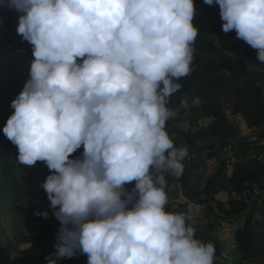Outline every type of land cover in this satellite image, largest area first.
I'll use <instances>...</instances> for the list:
<instances>
[{
  "label": "clouds",
  "instance_id": "1",
  "mask_svg": "<svg viewBox=\"0 0 264 264\" xmlns=\"http://www.w3.org/2000/svg\"><path fill=\"white\" fill-rule=\"evenodd\" d=\"M204 2L219 4L223 31L235 30L264 63V0ZM0 3L21 13L17 32L33 46L31 78L3 132L21 164L55 170L42 183L62 224L48 264L78 250L88 264H215L194 215L166 207V174L179 178L188 155L166 122L179 113L167 106L177 81L191 71L194 0ZM81 145L82 158H70Z\"/></svg>",
  "mask_w": 264,
  "mask_h": 264
},
{
  "label": "trees",
  "instance_id": "2",
  "mask_svg": "<svg viewBox=\"0 0 264 264\" xmlns=\"http://www.w3.org/2000/svg\"><path fill=\"white\" fill-rule=\"evenodd\" d=\"M195 15L193 24L198 27L191 71L177 82L181 88L174 93L170 102L181 112L175 117V123L166 130L177 147L187 146L188 155L184 159L183 174L177 178L166 174L167 187L182 185L186 201L175 200L166 206L168 210L188 212L189 205L203 206L204 215L219 221L222 218H237L243 226L237 230L240 241L237 246L239 258L236 264H244L264 249V195L261 203L254 201L250 205L244 200L229 198L228 206L216 196L228 190H240L246 183H258L264 190V166L253 159L238 162L231 171L223 162L217 172L211 176L204 187L192 185V171L187 169V158L194 151L198 155L206 153L209 159L216 157V149L237 137L238 130L228 116L222 111L223 96H234L231 114L241 116L248 128L264 124V70L256 59L257 49L252 48L244 40L238 39L235 30L223 31V24L212 22L211 11L220 16L218 3L208 5L204 0H194ZM204 11L208 20L200 15ZM21 15L16 9L0 3V77L6 80L7 96L0 100V169L6 172L13 182L24 186L27 206L25 214L30 222L37 223V234L23 232L14 235V243H0V264H48V257L55 253L61 222L47 214L48 199L42 183L55 170H50L46 162L37 161L33 167L15 162L12 150L16 147L4 134L3 128L8 118L14 113L12 101L23 90L31 72L26 71V61H34L33 51L15 33L9 31L5 24L18 21ZM200 15V20L198 19ZM209 25V26H208ZM182 99L187 100V107H181ZM199 99L200 105L195 101ZM201 116L212 118L210 126L197 132H182L177 126L188 122L192 127L198 126ZM201 145L197 147V144ZM83 145L70 154V158H82ZM190 165V164H189ZM194 182V180H193ZM135 181L126 185L131 190ZM177 198L179 194H176ZM59 208V206H57ZM40 212L41 215L36 213ZM21 244H32L29 249L21 250ZM49 246L38 254L37 249ZM55 258V257H53ZM216 263V262H215ZM56 264H88V255L79 250L72 257L58 258Z\"/></svg>",
  "mask_w": 264,
  "mask_h": 264
},
{
  "label": "rangeland",
  "instance_id": "3",
  "mask_svg": "<svg viewBox=\"0 0 264 264\" xmlns=\"http://www.w3.org/2000/svg\"><path fill=\"white\" fill-rule=\"evenodd\" d=\"M200 15H203V12H200ZM200 15L198 17L199 20ZM211 15L212 19L210 20H212V22L224 23L221 17L217 16V13L214 10L211 11ZM204 18L208 20L207 14H205ZM18 22L19 20L8 22L5 24V27L12 33L17 34L30 48V50L33 51V46L28 41L24 40L22 35L17 32ZM32 62L33 61L29 59L26 61V71H30ZM261 69L264 70V63L261 65ZM6 96V80L0 77V100L6 98ZM233 102L234 96L232 94L225 95L221 99V108L228 116L229 120L235 124L238 130L237 137L232 138V141L237 147L239 158H242V152H246L248 150V144L245 141L247 135L243 134V131L239 130L238 122H241V120L239 119L238 121L237 116H233L231 114ZM195 103L199 106L201 101L198 99ZM167 106L170 109H176L170 101ZM180 112L181 109L179 108V113ZM211 120L212 118L201 116L198 121V126L196 127H192L189 123L179 124L178 127L182 132H197L208 128ZM167 122V124L173 125L175 123V117L170 118ZM217 151L218 149H216V152ZM18 154V147L16 146L12 150V158L15 162H18L16 159ZM192 160H194V162L190 165L188 164L187 169L191 168L192 171V185L200 187H204L207 184L209 178L217 172L223 163L218 155L209 159L206 153H203L201 156L198 155ZM166 192L169 197V202H174L175 200H187L184 197V189L182 185L171 186ZM230 193L231 189L229 188L223 193L218 194L216 198L228 206V201L231 196ZM176 194H179L178 198ZM253 202H250L249 204L251 205ZM26 203L27 201L24 186L13 182L12 178L0 169V243L2 245L13 244V238L16 233L23 232L26 234H37L39 232L38 224L30 222V217L25 214L24 209L27 206ZM258 203L261 202L258 200ZM56 210H58V207L53 209L51 207V202L46 203V212L53 219H56V216L54 215ZM188 212L194 215V221L192 223L196 229V238L205 243L211 241L215 244V264H236L239 258L237 246L240 241V233L239 231L237 233V230L243 226V222H238L237 218H222V220L219 221L214 218H207L204 215L203 206L192 203L189 205ZM31 247L32 244H21L19 248L23 250ZM244 264H264V249L254 255L251 260L249 259L245 261Z\"/></svg>",
  "mask_w": 264,
  "mask_h": 264
},
{
  "label": "built area",
  "instance_id": "4",
  "mask_svg": "<svg viewBox=\"0 0 264 264\" xmlns=\"http://www.w3.org/2000/svg\"><path fill=\"white\" fill-rule=\"evenodd\" d=\"M203 16L205 17L204 11ZM82 59V58H81ZM246 143L248 144V150L246 152H242L241 157L239 158L237 147L235 143L231 140L228 143L221 145L218 148L217 154L220 159L227 164L229 170L240 161L246 159H253L258 164L264 166V124L259 127L251 128L250 131L246 134ZM201 144L198 143L197 147ZM193 152L187 158V163L192 164L194 160L198 156V153L195 151L193 147ZM264 190L261 189L258 183H246L244 187L237 191H232L230 193V197L237 200H244L248 203L253 201L261 202V196L264 194ZM256 199V200H255ZM62 227V226H61ZM60 227V229H61ZM49 245L46 244L43 248L37 249V253L40 254L43 249H46Z\"/></svg>",
  "mask_w": 264,
  "mask_h": 264
},
{
  "label": "crops",
  "instance_id": "5",
  "mask_svg": "<svg viewBox=\"0 0 264 264\" xmlns=\"http://www.w3.org/2000/svg\"><path fill=\"white\" fill-rule=\"evenodd\" d=\"M237 119H238V121H239V119L241 120V122L240 121L238 122V124H239V130L243 131V134H247L250 131V129L248 128V126L244 122L243 118L241 116H237ZM166 123H168V122H166ZM185 123H188V122H185ZM179 124H183V123H179ZM168 125H171V124H168ZM221 193H223V192H221Z\"/></svg>",
  "mask_w": 264,
  "mask_h": 264
}]
</instances>
